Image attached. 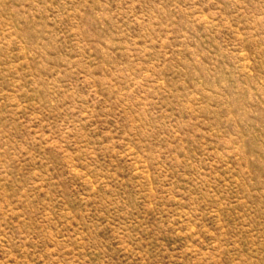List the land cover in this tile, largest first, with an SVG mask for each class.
Here are the masks:
<instances>
[{
    "label": "rangeland",
    "instance_id": "374dc122",
    "mask_svg": "<svg viewBox=\"0 0 264 264\" xmlns=\"http://www.w3.org/2000/svg\"><path fill=\"white\" fill-rule=\"evenodd\" d=\"M0 264H264V0H0Z\"/></svg>",
    "mask_w": 264,
    "mask_h": 264
}]
</instances>
